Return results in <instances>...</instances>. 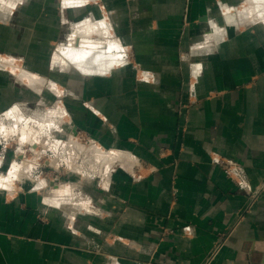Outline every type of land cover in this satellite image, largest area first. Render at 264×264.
Here are the masks:
<instances>
[{
    "label": "crops",
    "instance_id": "obj_1",
    "mask_svg": "<svg viewBox=\"0 0 264 264\" xmlns=\"http://www.w3.org/2000/svg\"><path fill=\"white\" fill-rule=\"evenodd\" d=\"M245 1L0 0V61L17 69L0 67V124L65 94L66 124L118 156L47 204L0 187V264H264V22L230 14ZM77 21L105 31L81 40L106 49L97 71L56 59ZM4 137L0 177L21 161Z\"/></svg>",
    "mask_w": 264,
    "mask_h": 264
},
{
    "label": "rangeland",
    "instance_id": "obj_2",
    "mask_svg": "<svg viewBox=\"0 0 264 264\" xmlns=\"http://www.w3.org/2000/svg\"><path fill=\"white\" fill-rule=\"evenodd\" d=\"M261 2L264 4V0H261ZM250 3L255 2L253 0H246L240 7L231 10L230 14L234 15L235 17L238 16L240 19V10H243L244 8L249 9L251 7ZM72 23L73 24H71V27L73 26L74 30L78 28V26H80L79 21ZM251 23L253 24V22H249L247 24ZM255 23L262 22L255 21ZM262 25L264 26V23H262ZM66 30V32L68 33H66L62 44L60 43L56 46L55 52H57L58 49L61 47H72L74 44L76 45V43H79L78 39L74 40L73 38L74 31H72V28L71 30H68L66 28ZM93 36L96 37L94 33L92 34V38H94ZM102 48L99 47L101 51H97L98 49H95L93 52H96L97 54L99 52L101 53ZM7 69L13 70L11 67H8ZM70 69L76 70L77 68L71 65ZM24 74H27V72H25ZM26 79L27 78H25V80ZM28 80L30 82L29 78ZM49 83L50 82L45 83V88L52 94V91L49 90ZM42 87L43 86L40 87V94L41 97H44L46 95V92H43L44 88ZM58 96L61 97V94H59ZM62 98H55L53 103L52 99H50V105L45 106L40 104V106L38 107H32L28 106V104H25L26 107L21 108L23 113L20 111L24 115V119L19 124L21 126L19 129H17L16 121L13 120L15 119L12 117L14 116V114L10 116V118L12 117L13 119L7 120L6 124H0V143L6 140L5 137L2 139V137L5 135H16V138L18 139V141L15 143L12 141L14 143L13 145H16V149L21 150L20 153L22 154V157L20 163L18 164L22 165L24 163L28 165L30 162H35L31 172H27L24 170L18 176H16L15 180L13 181V184H16L17 186L15 187L16 190L20 192H26V190L36 192V194L41 196V199H43V202L46 204V199L55 196V193L52 191V186H69V184L71 183L78 184L81 179H83V181H87L88 183L97 185L101 183V180L104 177L102 175H104L105 170H109V168L112 167V165L108 163L97 162L91 157L87 158L77 150V147L75 146L77 144L85 147H90L96 144L85 136L76 135V132L72 130L71 125L66 124V121L69 119V113L66 107L64 108L66 110L65 118L67 120L64 119L62 121L63 118L58 119L56 123L58 124V128L53 130V125L49 126L48 129L47 127L41 125L39 126V124L44 125L46 123L45 121L48 122V120H51L49 119L51 111L61 112V107L59 106V103L63 102ZM56 107H60L58 111H56ZM7 112L9 113L10 110ZM32 141L37 144L36 148H32V146H34L30 143ZM8 143H11V141H8ZM73 143H75L74 146L72 145ZM71 157L73 158L72 162H70ZM9 173L1 175V177L7 178ZM38 184H40V189H38ZM6 186H9V184H7ZM7 191L9 192V190Z\"/></svg>",
    "mask_w": 264,
    "mask_h": 264
},
{
    "label": "bare ground",
    "instance_id": "obj_3",
    "mask_svg": "<svg viewBox=\"0 0 264 264\" xmlns=\"http://www.w3.org/2000/svg\"><path fill=\"white\" fill-rule=\"evenodd\" d=\"M81 1L82 0H67L69 5H73V6L79 5V2H81ZM253 1L255 2L257 0H253ZM262 2L258 3V5H256L255 3H250L251 7L249 9H246V10H240L239 15L240 16L245 15V16H248L249 18L252 17L255 20L258 18L260 21L264 22V4ZM231 24L235 25L234 19H232ZM100 29H101L100 27L95 26L91 23L89 25H83V26H79L78 28H76L74 30V33H73V35H74L73 38H74V40H76V39L79 40L78 45L76 43V45L74 44L72 47L65 46V47L59 48V52H57V54H56V56H57L56 59H58L62 65L71 64L74 67H76L77 69H79L80 71H82L83 73H86V72L89 73L90 72L89 71L90 67H88L89 65L94 66V68H92V70L95 69L97 71L98 67H100L102 65L101 61L105 57V50L106 49L104 48L105 50H103V48L101 47L104 52L102 51L101 53L99 52L97 54L96 52H93V51L95 49H99L100 44L97 45L96 43H89V42H83L82 43L81 40L87 41V39H89V37L92 36L93 33L99 37H101V36L103 37V34L105 33V31L100 30ZM108 53H111V52H108ZM118 63H120V60L116 62V64H118ZM0 67L1 68L11 67L13 69H16V66L14 63L7 62L6 60L0 61ZM24 73L25 72H22V70H20L19 78L21 81L25 82V84L28 83V85H32L37 90H39V88L41 86H44L45 80H42V79L39 80V79H35V78H34L35 79L34 80V79H32V76L30 74H24ZM25 78H27V79L25 80ZM28 78L30 79V82H29ZM48 85H49L50 90L53 91V93H55L56 95L60 94L59 88H57L54 84L49 83ZM12 113L15 114L14 116H12L15 119H13L12 117L9 119L15 120L17 129H19L21 127L19 124L24 119L23 118L24 115L18 109L12 110ZM63 114L64 113H61V112H52L51 111V114L49 117V119H51V120H48V122L45 121L46 123L44 125L39 124V126L41 125V126L47 127V129H48L49 126L54 125L53 130H55L56 128H58V124H56L57 120L62 119L64 117ZM55 125H57V126H55ZM25 143H26V141H25ZM30 143L34 146L37 145L34 141H32ZM74 144L75 143H73L72 145L74 146ZM75 146L77 147V150L81 154H83L85 157H87V158L91 157L93 160H96L97 162L108 163L110 165H113L114 163L118 162V156L117 155L115 156V155H112L108 152H105L97 145L85 147V146H81V145L77 144ZM21 157H22V154L20 155V158ZM72 159L73 158L71 157L70 162H72ZM34 164H35V162H30L28 165L24 164V163L22 165L18 164V163H14L13 168L11 169L7 178L0 177V187H4L7 184H9V186L12 185L16 176H18L24 170L27 172H31L32 168L34 167Z\"/></svg>",
    "mask_w": 264,
    "mask_h": 264
},
{
    "label": "built area",
    "instance_id": "obj_4",
    "mask_svg": "<svg viewBox=\"0 0 264 264\" xmlns=\"http://www.w3.org/2000/svg\"><path fill=\"white\" fill-rule=\"evenodd\" d=\"M220 166L226 171L227 175L229 178L234 179V177H237V173H238V167L233 165L231 162L228 161H224V160H220L219 161ZM232 167H234L232 169ZM264 191V185L258 189L256 192H254L252 195H254V197L258 198L259 195Z\"/></svg>",
    "mask_w": 264,
    "mask_h": 264
},
{
    "label": "water",
    "instance_id": "obj_5",
    "mask_svg": "<svg viewBox=\"0 0 264 264\" xmlns=\"http://www.w3.org/2000/svg\"><path fill=\"white\" fill-rule=\"evenodd\" d=\"M226 31H227V35H228L229 39H232L235 36V29L233 27H227ZM77 45H78V43H77Z\"/></svg>",
    "mask_w": 264,
    "mask_h": 264
},
{
    "label": "clouds",
    "instance_id": "obj_6",
    "mask_svg": "<svg viewBox=\"0 0 264 264\" xmlns=\"http://www.w3.org/2000/svg\"><path fill=\"white\" fill-rule=\"evenodd\" d=\"M19 2H20V3H22V2H23V0H19ZM10 7H13V8H15V7H16V5H15V4H12V5H10ZM253 23H255V21H253ZM212 27H213V28H215V27H216V25H215V24H213V25H212Z\"/></svg>",
    "mask_w": 264,
    "mask_h": 264
}]
</instances>
